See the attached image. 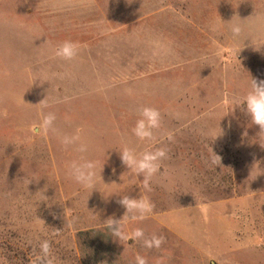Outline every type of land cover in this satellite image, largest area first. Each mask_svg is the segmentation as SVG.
<instances>
[{
  "label": "rangeland",
  "instance_id": "1",
  "mask_svg": "<svg viewBox=\"0 0 264 264\" xmlns=\"http://www.w3.org/2000/svg\"><path fill=\"white\" fill-rule=\"evenodd\" d=\"M65 40L72 60L55 56ZM252 78L264 0H0L2 264H36L44 241L56 264H264V130L232 103ZM144 107L161 113L151 140L132 134ZM47 112L57 131L34 135ZM125 147L166 152L147 187ZM81 158L97 161L95 189L68 174ZM125 195L152 211L123 218ZM136 228L164 242L146 248Z\"/></svg>",
  "mask_w": 264,
  "mask_h": 264
},
{
  "label": "clouds",
  "instance_id": "2",
  "mask_svg": "<svg viewBox=\"0 0 264 264\" xmlns=\"http://www.w3.org/2000/svg\"><path fill=\"white\" fill-rule=\"evenodd\" d=\"M213 30H216L215 26ZM233 37H239L241 28L234 25L231 28ZM79 45L71 40H65L55 51V56L65 60H72L77 57ZM238 51L236 55L238 56ZM42 102V101H41ZM235 107H242L243 111L248 115L250 121L254 125H258L260 130H264V80L252 78L251 88L246 92L242 99L234 98L232 101ZM56 115L53 112H47L43 115L39 126L32 129L34 135H41L42 133L53 132L57 130L54 127ZM161 124V113L158 109L153 107H144L140 111L139 119H137L132 134L140 140L153 139V129H157ZM221 129V127H220ZM222 135L218 134L215 138ZM79 140V136H64L62 143L66 146L74 145ZM79 153H87L88 145L80 143L76 148ZM120 153V160L129 170L134 171L137 176L142 175L145 187L148 186V181L155 175L160 168V161L166 156L163 149L155 151H145L137 154L132 148L125 147ZM218 156V155H217ZM104 167V165H103ZM102 167V170H103ZM101 172L99 176L101 177ZM68 174L78 183L87 188L95 189L97 179V161L94 159L81 158L80 160L72 161L68 166ZM102 178V177H101ZM118 201L126 212L123 218L127 216L130 220L143 219L146 214L152 211L153 205L147 198H130L128 195L121 196ZM122 219L111 218L108 227L113 237L120 239H127L128 236L123 230L121 224ZM131 236L135 240H142L146 248H160L164 242V237L152 236L150 239L145 238L144 230L136 228ZM40 255L37 256L36 264H56V257L51 255L50 244L44 241L40 244ZM2 264V261H0ZM136 264H147V260L143 256L137 255Z\"/></svg>",
  "mask_w": 264,
  "mask_h": 264
}]
</instances>
